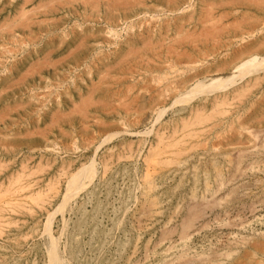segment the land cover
Masks as SVG:
<instances>
[{"label": "rangeland", "instance_id": "1", "mask_svg": "<svg viewBox=\"0 0 264 264\" xmlns=\"http://www.w3.org/2000/svg\"><path fill=\"white\" fill-rule=\"evenodd\" d=\"M250 54L264 0H0V264H264V71L192 96Z\"/></svg>", "mask_w": 264, "mask_h": 264}, {"label": "bare ground", "instance_id": "2", "mask_svg": "<svg viewBox=\"0 0 264 264\" xmlns=\"http://www.w3.org/2000/svg\"><path fill=\"white\" fill-rule=\"evenodd\" d=\"M244 48V47H243ZM127 54V53H126ZM238 54V53H237ZM236 55V54H235ZM122 57V56H121ZM222 63V62H221ZM117 65V64H116ZM264 71V54L261 55H249L246 58L238 61L234 66H232L228 71L225 72H216L210 75L204 76L201 80H199L195 86L197 87V91L192 96H195L200 93L210 94L214 93L224 87L235 84L238 80L241 79H257L258 74ZM157 152V151H156ZM154 157V156H153ZM157 160V159H156ZM149 161V160H148ZM155 162V161H154ZM153 164V163H152ZM151 166V165H150ZM149 166V167H150ZM155 165L153 164V167ZM158 166V165H157ZM155 168V167H154ZM158 169V168H157ZM148 171V170H147ZM82 175H86L87 172L82 171ZM149 174V173H148ZM154 174V173H153ZM146 175V174H145ZM155 175V174H154ZM80 177L77 173H73L68 180L67 189H71L76 183V177ZM86 177V176H82ZM148 177V176H147ZM151 177V176H150ZM83 178V179H84ZM152 178V177H151ZM149 181V178H148ZM155 181V180H154ZM152 182V181H151ZM88 183V182H87ZM156 186V185H155ZM154 186V187H155ZM145 190V189H144ZM143 191V190H142ZM13 194V193H12ZM145 194V193H144ZM154 195V194H153ZM19 198V197H18ZM52 258L53 253H52ZM50 257V258H51ZM56 257V256H55ZM54 257V258H55ZM51 258V260H52ZM247 259V258H246ZM255 259V258H254ZM58 262V261H57ZM247 263V262H245ZM59 264V263H58ZM244 264V263H243ZM250 264H261L258 260L250 263ZM263 264V263H262Z\"/></svg>", "mask_w": 264, "mask_h": 264}]
</instances>
